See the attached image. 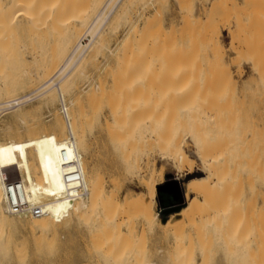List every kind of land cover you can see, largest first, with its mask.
<instances>
[{"label": "rangeland", "instance_id": "374dc122", "mask_svg": "<svg viewBox=\"0 0 264 264\" xmlns=\"http://www.w3.org/2000/svg\"><path fill=\"white\" fill-rule=\"evenodd\" d=\"M73 1L82 7L89 0ZM112 20L104 28L106 46L122 38L130 23L138 32L119 56L104 48L87 56L61 84L63 98L53 92L48 106L34 102L37 111L24 118L30 127L23 126L32 134L17 135L18 118L0 116V128L6 122L16 138L41 135L43 150L59 167L46 175L52 190L46 200L56 203L45 207L42 230L31 232L17 215L6 220L14 242L25 245L23 264H264V250L256 247L264 245V0H130ZM23 34L17 36L31 41ZM13 38L0 41L17 53ZM42 38L34 37L33 51L24 52L34 63L22 65L45 80L40 57L55 40ZM34 83L27 80L20 94L35 89ZM94 84L104 87L102 96L84 91ZM145 114L153 118L151 136ZM177 144L188 158L182 165L175 161ZM73 158L78 180L68 175L73 168L66 163ZM209 167L222 172L223 184L204 197L187 194L186 181L208 176ZM150 178L156 189L151 212L159 224L145 223L137 202ZM193 199L198 203L185 211ZM93 202L118 213L122 225L111 234L93 233L85 212ZM182 213L178 225L165 228ZM3 259L0 264H13L12 256Z\"/></svg>", "mask_w": 264, "mask_h": 264}, {"label": "bare ground", "instance_id": "6f19581e", "mask_svg": "<svg viewBox=\"0 0 264 264\" xmlns=\"http://www.w3.org/2000/svg\"><path fill=\"white\" fill-rule=\"evenodd\" d=\"M129 1L130 0H89L82 7H77V4L75 3L78 1H73V0H53V2L50 4L48 2L47 4L45 0H0V38L1 39L3 38L4 40L9 41V39L11 40L15 36L13 39L16 40L15 38L17 35L25 33L26 35L28 34L31 36L30 37L31 41L34 37H41V38L44 37L45 40L48 39L49 37H52L55 40L54 41L55 44H53V41H51L52 44H50V46L48 45V47H53L54 45L53 50H51L50 52L47 51V53H44V56L41 55V57L43 58L40 57V59L42 60L41 65H42V70L44 72L45 80H42V77L37 76V74L35 73L36 69H35V72H33L34 69L33 71L28 70L23 67L26 65H22V64L27 63V58H28V56L25 55L24 52L27 54L28 51L30 50L31 52L33 51V49L29 48V47L31 48L33 47L32 46L33 43L29 41L28 39L29 36L27 37V39L29 42H31L29 43L30 46L26 42L27 39L25 40L20 39L17 36L18 40L20 39L21 41L19 45L16 40V43L19 46L16 48L17 53L14 52L15 49L13 50L15 54L13 52L7 51L8 49H11L12 51V48L7 47L8 42L3 44L0 41V116L10 115V116H15L18 118L19 120L18 124H20V126L22 125L20 127L22 130L20 132H17L18 133L17 135L24 133V130H27V128H25L27 127V125L28 127H30L29 124L25 122L26 120L24 118L28 115H34V111H35L34 109H36V105L34 102H37L36 104L41 103L44 106H48V104L52 102L53 100V97H54V96L52 97L53 92L56 94L57 98H60V99L63 98L65 95L62 91L61 84L65 82V80L67 79V76L70 74L72 70H75L76 68L79 69L80 64L83 65L82 62L84 61V59L87 56H89L92 52L98 50L99 48H104L105 51H107V53H109L110 55L119 56V53H121L120 51L122 50V48L123 47L125 48V45L128 44V42H130L129 41L131 39L130 36L135 35L137 31L136 22L130 23L124 35L122 36V38H119L110 47L105 45L107 36L105 39L106 33L104 34V28L108 25V23L113 18H116L124 14L125 6H127V3ZM116 21H120V20H116ZM116 21L114 22L116 23ZM50 23L52 25L55 24L54 28L49 27L51 25ZM110 26H112V23L110 24ZM108 28H111V27H108ZM23 36L25 37L24 34ZM108 39H107V42H108ZM83 40L85 41V45L89 42L88 45L83 46V44L81 43ZM23 41H25L26 43L25 42L23 43ZM38 41H40V38L39 40H37V42ZM42 41H43V38H42ZM34 44H35L34 48L37 47L36 46L37 43L35 41H34ZM12 46L14 47L15 45H12ZM41 52H43V50H41ZM39 56H40V53H39ZM29 61H30V58L28 60L27 65L32 62L30 61L29 63ZM34 61L35 60H33L32 63H34ZM84 64H85V61H84ZM14 71L16 72L15 74H16V77L18 78H15L17 79L16 81H14L13 79V82H12L11 80H9V77H12L10 75H14V74H11ZM83 75H86V74L84 73ZM134 77H132L131 79L133 80ZM54 78H56V81L53 83L52 81ZM30 79L36 81L37 83L36 84L34 83V84L35 86L37 85L38 86L28 93L20 94L21 89L25 86L24 85L25 82ZM133 81L132 83H129V85L133 86L134 83L136 84L138 82V81L137 82H133ZM103 88H104L103 86L101 87L98 84H94V85L87 86L84 89V91L87 92L88 94L95 92L99 96H102L104 94ZM73 96H74V93H71L70 97L72 98ZM145 116H147L148 119ZM145 116L144 118L147 119V122L145 120L147 129H148L147 132H148V135L151 136V134L154 133L153 118L152 116L148 117V115L146 114ZM17 118L14 120L16 121ZM200 119L201 117L199 118V120ZM24 125L25 127H23ZM34 125L36 126L38 124L36 123ZM31 126L33 127V125ZM8 127L5 122L4 126L0 128V133L2 135L0 137V258L2 259L4 258L2 260L4 261L7 257L11 258L12 256V259L14 258L17 264H23L25 257H26L25 245L19 244L20 242L19 243L14 242L13 236L15 235H10L9 231L11 230L9 228L4 227V226H8V222H6V220H8L9 215H11V213L8 210L5 195H4V188L6 187V182L4 180L8 177V172L10 170H13L14 173L16 174V178H14V184L17 185L19 193L21 194L20 199L27 205L40 206L45 211V207L47 206V204L56 203V201H54L52 198L46 200V196L50 195L49 192L52 191L50 189V186L46 182V175L51 176L53 174H56V172H58L59 170V167H58V162L52 161V158H51L52 156L45 153V151L43 150L44 141L41 135L36 136L33 133V136L31 137L29 136V138L28 137L25 139H21L19 137L16 138L15 135L12 132H10ZM63 127H65V125H63ZM13 129H16V128H13ZM35 129L36 131L38 130V128H35ZM31 131L32 130H29L28 132L32 134ZM194 133H196V135L194 136L197 137L198 133L196 131ZM8 136L10 137L9 139L4 138ZM252 141H250V143ZM176 147H178V150H176L175 161L178 164L182 165L183 163L188 161V158L186 154L182 151V149L179 147V144H177ZM217 158H220V157H217ZM145 177L146 176H144V178ZM75 178L76 180H78V176ZM222 184H223L222 172H218L214 170L212 167H209L208 176L190 178L186 181L185 186H186L187 194L197 193L204 197L208 193H210L212 190L217 189L215 187L216 185L221 186ZM142 186L145 190V194L139 192L138 197H137V202L143 214L144 221L145 223H148V224H159L160 221H159L157 213L151 212V208L155 202V197H156V189H155L153 179L150 178L149 180L147 179V181H143ZM14 191H16L15 188H14ZM78 192L81 193L82 195L83 194L85 195V193H83L84 192L83 188L78 189ZM50 201H54V202H50ZM191 201L192 202L188 205V207L185 208V211H188V210L190 211L198 203L197 199H193ZM93 203H94L93 206L88 211H85L84 207H82L83 209L81 208L82 211H85L86 213L90 212L88 217L93 222L92 225L90 226V229L92 230L93 233L103 230L104 232L111 234L113 229L116 228L114 226H116L117 224H120L118 226L122 225V223L120 222L121 220L118 219L117 220L118 222L116 221L117 219L116 217H118V213L109 212L105 210L103 206L98 208L97 204L95 202ZM81 205L84 206V202H82ZM184 215L185 213L174 214L166 222H164L163 225L165 226L166 229L171 230L180 223L181 217H183ZM17 217H19L17 221H19L23 225L26 224L28 230H30L31 232H34L35 230L41 231L43 228L42 226L44 223L43 216L34 217V216H29V215H17ZM38 239L40 238L38 237ZM16 240L18 239L16 238ZM256 247L257 249L264 250V245H262V247H259L258 245H256ZM8 259L6 260L7 263L9 261ZM12 259H10V261ZM14 260H13V264H15ZM127 264H157V263L155 261L139 262L136 259H130Z\"/></svg>", "mask_w": 264, "mask_h": 264}, {"label": "built area", "instance_id": "2783aa9c", "mask_svg": "<svg viewBox=\"0 0 264 264\" xmlns=\"http://www.w3.org/2000/svg\"><path fill=\"white\" fill-rule=\"evenodd\" d=\"M81 43L85 45L84 40ZM55 81L56 78H54L52 82L54 83ZM61 157L63 159H66V153L62 152ZM63 161L66 162L67 159ZM66 164H69L73 168V172L68 174L70 176L69 179L72 180L78 176L76 171L77 161L75 160V158H73L72 160H70V162ZM4 181L6 182V187L4 188V195L8 210L11 214L29 215L34 217L44 216L48 214V212L44 211V209L41 208L40 206L27 205L20 199L21 194L19 193L17 185L14 184V179L11 177L9 172H8V177ZM14 188L16 191H14Z\"/></svg>", "mask_w": 264, "mask_h": 264}]
</instances>
